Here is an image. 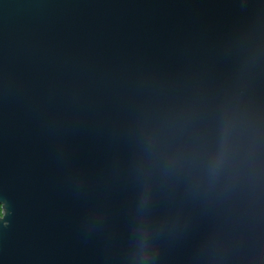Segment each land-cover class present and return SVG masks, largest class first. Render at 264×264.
Returning <instances> with one entry per match:
<instances>
[{
  "label": "water",
  "instance_id": "1",
  "mask_svg": "<svg viewBox=\"0 0 264 264\" xmlns=\"http://www.w3.org/2000/svg\"><path fill=\"white\" fill-rule=\"evenodd\" d=\"M0 264H264V0H0Z\"/></svg>",
  "mask_w": 264,
  "mask_h": 264
}]
</instances>
